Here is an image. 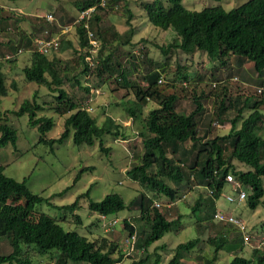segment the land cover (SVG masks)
<instances>
[{"label":"trees","instance_id":"trees-1","mask_svg":"<svg viewBox=\"0 0 264 264\" xmlns=\"http://www.w3.org/2000/svg\"><path fill=\"white\" fill-rule=\"evenodd\" d=\"M100 1L75 0L74 2L77 16L72 22L83 10L90 7L95 8L89 19L79 21L75 25L80 44L78 59L82 63V68L79 75L69 80L84 88L88 100L91 87L83 85L81 76L86 79L94 74L98 78L115 76L114 79L118 85L130 89L134 94L133 100H128L124 106L127 114L134 120L144 114V108L149 100L157 103V106L149 109L143 118L140 136L144 152L140 160L127 169V175L139 182L144 187V191L138 193L128 203L119 193L107 194L98 201L91 197L92 187L90 186L72 203L58 206L53 203L51 197L33 192L26 179L17 180L7 175L4 165L0 164V240L7 239L12 247L9 253L0 251V264H33L32 254L24 250V245L33 246L43 254L50 253L59 258L61 262L58 263L64 264H117L127 253L128 250L124 253L120 244L106 235L92 239L76 230L65 229L50 213L40 212L35 216L32 212L37 210L38 204L44 202L74 213L79 200L87 197L89 208L99 214L101 218L99 222L102 224L101 215L109 218L124 209L138 210L139 216L135 219L136 224L126 218L122 222L124 229L128 232V237L132 234L136 235L135 249L145 253L144 257L133 260L129 264H145L149 259V247L178 224L180 217L170 218L168 210L176 203L177 198H180V188L188 184L191 178L208 194V196L202 195L196 201L192 207L193 211L201 212L204 204L213 209L212 216L211 214L206 216L204 209L202 216H206L202 219H210L211 224L216 221L214 215L217 200L227 185L225 177L229 172L236 176L244 188L250 189L247 202L252 209H256L263 200L264 134L260 132V123L264 122V111L262 110L264 86L259 97L257 95L256 97L236 98V96L224 94L219 101L216 100L209 128L200 134L199 119L204 113L201 96L194 97L196 107L192 112H180L177 110L180 96L176 92H165L160 85L165 78L162 77L160 82L161 77L157 70L146 74L144 78L148 84L145 86L131 82L125 70L122 69L121 63L114 61V50L104 52V47L112 43L108 39L105 26L102 25V13L107 9L117 8L120 0H107L106 7L102 6ZM143 6L153 25L162 29L175 30L176 36L171 42L158 45L163 55L169 56L175 50L188 53L201 50L210 58L219 59L222 65H226L232 56L236 58L239 66L244 60H248L254 65L257 82L264 85V0H247L229 10L222 6L191 10L184 6L183 0H152L145 2ZM86 21L101 42L100 50L94 57L93 67L85 59V56L89 54L88 47L90 46ZM46 30L48 29L40 35H37L35 30L29 33L22 32L17 42L9 39L8 43L14 44L12 48L16 51L15 55L21 53L20 49L28 53V63L23 67L26 80L50 89L55 97L54 111L61 115L68 114L64 120V130L57 138L47 137L46 134L54 127L55 121L47 115L38 116V112L45 109V105L36 99V92L33 99L25 100L14 113L17 115L27 113L29 123L36 126L40 132L39 141L50 144L52 150L55 143H62L72 136L76 144H93L98 140L101 149L108 153L109 148L103 143L104 136L125 134L124 125L110 115L99 123L92 111L83 107L82 101L63 87L67 80L65 76L67 63H63L56 56L49 55L55 50L42 53L34 46V38L45 35ZM133 34L134 31L129 29L128 37L123 40V44L131 43ZM63 35L65 34L61 35L60 44L62 49L70 45L69 41L64 42ZM117 35L120 34L117 33ZM18 46H23V48H18ZM8 58L4 59L0 56V97L8 92L3 66L6 61H14ZM186 77L182 75L184 85L188 84ZM13 85L16 84L13 83ZM232 108H234L235 115L231 119L228 133L209 137L214 117L218 121H223L225 112ZM247 108L249 113L245 116L244 112ZM7 117V114L5 117L0 115V146L10 142L17 148L18 133L13 126L7 123ZM188 142L190 146L186 145ZM235 160L244 163L248 168L239 169ZM91 168L90 166L84 167L81 171ZM187 171L190 173L188 174ZM66 190L68 189L60 194ZM147 191L153 192L156 196L148 195ZM160 195L167 197L168 202L175 203L171 206L153 205V198L160 197ZM11 198H15L16 202H10ZM75 217L78 224L82 223L79 214H75ZM220 223L233 225L226 222ZM240 235L242 236L241 232ZM200 241L201 237H196L180 242L166 263H163L161 253L156 252L152 264H185L186 253L196 248ZM209 242L214 248V254L206 258L205 262L215 264L221 249L235 250L244 243V239L241 237V243L230 242L227 234L218 231L214 237L209 239ZM228 264H264V252L260 248H254V254L251 257L236 254Z\"/></svg>","mask_w":264,"mask_h":264},{"label":"rangeland","instance_id":"rangeland-1","mask_svg":"<svg viewBox=\"0 0 264 264\" xmlns=\"http://www.w3.org/2000/svg\"><path fill=\"white\" fill-rule=\"evenodd\" d=\"M150 1L152 0H120L117 8H110L102 13V25L105 26L108 39L112 43L104 47V52L114 50V61L121 63L122 69L125 70L131 82L145 86L148 84L144 78L146 74L157 70L160 77L165 78V81L160 83L161 87L167 93L176 92L180 96L177 110L184 113L192 112L196 107L194 97L201 96L204 113L199 119L200 134L209 128L216 100L219 101L224 94L236 96V98L256 97L257 95L259 97L261 93L258 89L264 85L257 82L254 65L248 60H244L239 66L236 58L232 56L226 65H222L219 59L210 58L201 50L194 53L175 50L169 56L163 55L158 45L168 44L175 38L176 33L172 28L162 29L149 21L143 4ZM245 1L247 0H183V4L191 10H202L215 6H222L229 10ZM74 2L75 0H0V7H2L0 8V56L7 59L8 55H12L8 59H14L11 62L6 61L3 66L8 92L0 97V115L5 117L7 114V123L13 126L18 133L17 148L10 142L0 146V164L4 165L7 175L17 180L26 179L33 192L51 197L53 203L58 206L72 203L90 186L92 187L91 197L94 200L99 201L107 194L119 193L128 203L134 196L144 191V187L139 182L127 175V169L137 163L144 152L140 130L144 116L149 109L157 106L155 101L149 100L144 108V114L134 120L124 109L126 102L133 100L134 94L130 89L118 85L114 79L115 76L98 78L94 74L89 79L84 76L80 77L83 85H89L98 90L90 101V105L94 107L92 114L98 122L102 123L105 117L110 115L125 127L123 135L107 134L104 136L103 143L109 148L108 153L101 149L98 140L93 144H76L72 136L62 143H55L52 150L50 144L39 141L40 132L36 126L29 123L27 113L22 115L14 113L25 100L33 99L36 92V99L45 105V109L40 110L38 116L47 115L55 121L54 127L47 132V137L57 138L63 132L64 120L68 114L61 115L54 111L55 97L50 89L26 80L23 67L28 63V53L23 51L15 55L16 51L12 48L14 44H9L8 40L17 42L22 32L29 33L32 30H35L37 35L45 29L52 34L60 33L62 26L70 24L77 16ZM48 13L54 14L55 21L46 20ZM129 29L134 31L132 42L123 44V40L128 37ZM62 37L64 42L69 41L70 45L64 49L59 48L49 55L56 56L63 63H67L68 68L65 75L67 80L63 87L81 100L85 107L87 92L69 80L79 75L82 68V63L78 59L80 54L78 35L75 30H72ZM20 47L23 48V46H18ZM182 75L187 76V85L182 84ZM13 83L16 85L14 86ZM262 110L264 111V105ZM248 113L247 108L244 115L247 116ZM234 115L235 111L232 108L225 112L223 121H218L214 117L209 137L228 133ZM260 132L264 134V122L260 123ZM186 145L190 146L189 142ZM234 162L239 169L248 168L244 163L237 160ZM89 166L92 168L81 171ZM187 173L190 172L187 171ZM65 189L68 190L60 194ZM245 189L249 194L250 189ZM147 194L156 196L151 191H147ZM179 195L180 198L178 197L176 203L168 210L170 218L180 217L178 224L149 247V259L145 264L153 263L156 252L161 253L162 261L166 263L180 242L196 237H201V241L196 248L186 253L184 262L185 264H206L205 259L214 254V248L210 245L209 239L214 237L218 231L227 234L230 242L241 243L242 236L235 226L216 221L211 224L210 219H202L207 214L212 216L213 209L204 204L201 212L193 211L192 207L196 201L202 195L208 196L205 189L198 186L193 178L180 188ZM226 195L236 196L237 191L227 184L217 200V208L233 212L244 219L248 230L255 235L251 243H242L235 250L221 249L215 264H228L236 254L246 257L253 256L254 248H259L258 239L264 236V197L260 205L252 209L247 199L243 202L229 201ZM156 198L163 203L168 201L163 195ZM10 202H16V199L11 198ZM36 209L32 212L35 216L40 212L50 213L67 230H76L92 239L106 235L118 242L124 253L129 247L126 244L128 232L124 229L122 220L126 218L136 224L135 219L139 216L138 210L124 209L109 217L120 220L115 226L106 229L102 222H99L101 219L99 214L89 208L87 197L79 200L74 213L47 202L38 204ZM203 209L206 212L205 217H202ZM75 214L81 216L82 223H77ZM96 222L99 224L96 225ZM24 247V250L32 254L33 264H64L58 263L61 262L59 258L50 253H40L33 246L24 245ZM11 250L12 247L8 240L1 239L0 251L9 253ZM261 250L264 252V248ZM144 256L145 253L135 249L131 254H124L123 259L117 264H129Z\"/></svg>","mask_w":264,"mask_h":264},{"label":"built area","instance_id":"built-area-1","mask_svg":"<svg viewBox=\"0 0 264 264\" xmlns=\"http://www.w3.org/2000/svg\"><path fill=\"white\" fill-rule=\"evenodd\" d=\"M100 3L102 6H106L107 0H101ZM94 8L95 7H90L86 10H83L74 22L62 26V28L60 29V33H58V34H51L48 30H46L45 35L35 37L34 38L35 49H37L39 52H42V53H49L52 50H58L60 48V44H61V35L67 34L70 31L75 30V25L79 21L89 19L92 12L94 11ZM46 18L50 22L55 21V16L53 13H48ZM85 26L88 29L87 33H88V38H89V42H90V46L88 47L89 54H87L85 56V59L90 64V66L93 67L95 64L94 57L98 53V50L100 48V41L95 36L94 32L90 29L87 21L85 22ZM22 51H23V49L19 50V52H22ZM8 57H11V56L8 55ZM162 79L163 78L161 77V79L159 81L161 82ZM184 83L186 84V82H184ZM258 90H259V92H261L263 90V88H259ZM96 91H98V90L93 89V87L91 86V95H90V98L87 100V105L85 106V108L88 109L89 111H92L94 108L92 105H90V101L93 98L92 96L94 95V93ZM225 180H226L227 184H230L237 191L236 196L226 195V198L229 201L243 202L244 200L247 199L248 193H247L246 189L244 188L243 184L236 178V176L232 172L227 173ZM184 197H185V195H184ZM175 202L166 201L165 203H163L161 200H159L157 198H153V205H155L157 207L171 206ZM101 217L103 219V226L106 229H108L112 226H115L120 220L118 218H108L106 215H101ZM214 219L217 222L231 223L234 226H236L242 234V237L244 239V243L248 244V243H251V241L253 240V237L255 234L251 233L248 230V226H247L246 221L244 219H242L241 217L237 216L236 214H234L233 212L225 211V210H221V209L217 208L215 215H214ZM135 240H136L135 234H132L128 237L126 244L128 245L129 249H128L126 254H131L133 251H135ZM258 241H259L258 247L260 249L264 248V236H261L260 239H258Z\"/></svg>","mask_w":264,"mask_h":264},{"label":"bare ground","instance_id":"bare-ground-1","mask_svg":"<svg viewBox=\"0 0 264 264\" xmlns=\"http://www.w3.org/2000/svg\"><path fill=\"white\" fill-rule=\"evenodd\" d=\"M106 7V6H105ZM82 21H84V20H82ZM87 36H88V34H87ZM89 40V39H88ZM100 41V40H99ZM100 50V49H99Z\"/></svg>","mask_w":264,"mask_h":264},{"label":"crops","instance_id":"crops-1","mask_svg":"<svg viewBox=\"0 0 264 264\" xmlns=\"http://www.w3.org/2000/svg\"><path fill=\"white\" fill-rule=\"evenodd\" d=\"M36 37H38V36H36Z\"/></svg>","mask_w":264,"mask_h":264}]
</instances>
